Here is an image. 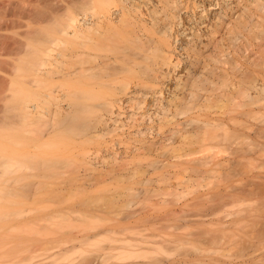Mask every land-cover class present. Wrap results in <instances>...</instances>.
I'll return each mask as SVG.
<instances>
[{
    "label": "rangeland",
    "instance_id": "rangeland-1",
    "mask_svg": "<svg viewBox=\"0 0 264 264\" xmlns=\"http://www.w3.org/2000/svg\"><path fill=\"white\" fill-rule=\"evenodd\" d=\"M0 7L13 12L15 23L0 32L13 42L52 39L71 12L100 19L87 42H104L84 64L81 39L61 41L46 67L57 74L21 75L0 94V222H62L67 233L44 244L32 225L16 245L39 249L1 264L49 262L66 249L70 264L146 261H96L129 241L175 263L227 251L235 264L264 263V0H0ZM114 9L121 17L107 19ZM36 13L48 19L33 22ZM173 76L163 93L161 81ZM81 223L118 233L97 236L99 246L97 237L81 244ZM217 234L228 239L211 245Z\"/></svg>",
    "mask_w": 264,
    "mask_h": 264
},
{
    "label": "bare ground",
    "instance_id": "bare-ground-1",
    "mask_svg": "<svg viewBox=\"0 0 264 264\" xmlns=\"http://www.w3.org/2000/svg\"><path fill=\"white\" fill-rule=\"evenodd\" d=\"M13 12L11 10L5 9L3 7H0V32L1 31H6L8 29V21L10 20L11 24H14L15 21L11 20V14ZM23 14V12L20 13V16ZM121 10L119 9H114L109 17L107 19H119L121 17ZM18 17V14H15V18ZM31 20L33 22H45L48 18L44 17L43 15L36 13L31 15ZM215 19V18H214ZM62 20V21H61ZM60 22L62 23L61 28L57 31L56 35L52 37V39L47 38L46 41H41L39 39H34L35 37H30L27 38L26 43H20L17 40H14V37H10L8 35H5L4 33H0V79L2 80L0 84V94L4 93L5 91H9V86H11V83L13 81H16V79H19L21 75L31 77L33 80H38L42 77H48L51 75H55L58 72L54 71L51 67L50 69L46 68L48 66H53V61H49V57L52 56L53 58V52L55 51L54 46L58 45L59 42L61 41H68L70 38H76V39H81V45H82V50L79 52L78 56H82V62L84 61V64L87 62L86 57L90 56V52L92 50H101L103 48V39L99 38L97 40V43L94 45H91L90 43L88 44V36L90 38V34L94 32L100 31L99 27V20L95 18L92 14H78L71 12L69 15L67 14L64 18H62ZM188 20V19H187ZM57 21V20H56ZM55 21V22H56ZM189 21V20H188ZM42 22H39L40 24ZM107 23L108 22H102L103 25L107 28ZM188 23V22H187ZM188 25V24H187ZM115 28V27H114ZM112 28L113 31L117 32V35L121 34L120 29L117 28ZM176 33V32H175ZM191 37V36H190ZM189 38V37H188ZM187 38L182 37L180 40L179 46H182L183 44H186ZM180 48V47H179ZM182 48V47H181ZM180 50V49H179ZM183 50V49H182ZM77 57V56H76ZM61 54H56L55 61L60 60ZM171 66V65H170ZM186 69V65L183 66ZM168 67V71H169ZM172 71V70H171ZM183 72L184 71H179ZM181 74V73H180ZM174 79L175 76L169 77L167 79H163L161 81L163 85V93H167L168 90L172 89L174 87ZM185 80V79H184ZM6 83V86L3 85ZM10 83V85H8ZM8 86V87H7ZM167 97V96H166ZM139 98V97H138ZM166 99V98H165ZM154 104V100L149 101V106L151 104ZM167 105V103H166ZM33 110H36L37 106H31ZM130 107V106H128ZM147 109V108H146ZM149 111V108H148ZM162 112V111H160ZM163 113V112H162ZM131 114V113H130ZM154 117V114H153ZM157 119V118H156ZM155 119V120H156ZM158 129V128H157ZM157 132V131H155ZM159 134V133H158ZM118 143H116L117 145ZM119 146V145H117ZM4 172L7 173L8 169L7 167H4ZM0 260L5 261L8 256L11 255H17L20 252L24 251H33L35 247L30 246L27 244L28 248L25 250H21L19 247L16 245L19 241L23 239L22 235H25L26 231L31 232L33 229L32 225L38 227L35 232L39 236H42V241L45 243H53L55 241L63 240H54L56 238L54 237H61L66 235L67 233L62 232V225H64L62 222L59 223H54L51 222L53 228L50 226H40L36 222L28 223V222H23L21 226H19L18 223L16 224H9L6 222H0ZM4 223V224H3ZM30 224V225H29ZM92 225H87V223H81L80 228L78 231L79 233L82 234L80 243L81 244H86L89 240H91L94 237L103 236L104 234H116L118 233L117 229H104L100 230L97 233L92 232L97 228L102 227L101 224L93 226ZM118 226V225H113ZM76 228V227H75ZM35 232H33L35 234ZM25 233V234H23ZM224 233V232H223ZM28 235H30L28 233ZM49 236H53V238L49 239ZM22 237V239H21ZM26 237V235H25ZM31 238V237H30ZM98 237L95 238L96 241L98 242L96 245L99 246L101 240ZM21 239V240H20ZM111 239V238H110ZM228 239L227 235L225 234L223 237H219V235H214L211 240L210 244H220L222 240L226 241ZM241 240H244L243 238H240ZM25 240V238L23 239ZM29 239L27 238V242ZM31 240V239H30ZM22 242V241H21ZM40 242V241H38ZM127 242V241H126ZM130 242V241H129ZM127 242V247H121L118 251L117 254H105L103 257H99L96 259L99 262H109L110 260H116L119 262H124V261H135V260H140V259H145L146 261L139 262L137 264H235V256L233 255H227V253H230L227 251V253L221 254L222 258H215L209 256L207 257H193V259L190 260H185L184 262H171L165 257L159 258V256H149L148 253H141V248L137 247V245H133L131 243ZM14 243L12 247H10V244ZM65 243V242H64ZM32 244V243H30ZM21 246L25 244H20ZM18 245V246H20ZM41 245V244H40ZM47 245V244H46ZM37 248L40 247L36 245ZM42 246V245H41ZM42 247H45L44 245ZM47 247V246H46ZM130 247V248H129ZM257 246H254L253 248L255 249ZM260 248H264L263 246H259ZM36 248V249H37ZM109 248V247H108ZM105 248V249H108ZM113 249L114 247H110V249ZM33 249V250H32ZM35 249V250H36ZM39 249V248H38ZM43 249V248H42ZM49 247L45 250H48ZM34 250V251H35ZM71 249H66V251H70ZM122 250V251H120ZM161 250V248L159 249ZM259 250V248L255 249ZM48 252V251H46ZM67 253H64L60 255L57 259H54L53 261L47 262L46 260H36L38 256H32L31 260L25 261L24 258H21L15 262H12L10 264H70L74 260L71 259V255ZM105 256V257H104ZM238 257V256H237ZM36 260V261H35ZM35 261V262H34ZM1 264V263H0ZM259 264V263H256ZM264 264V263H261Z\"/></svg>",
    "mask_w": 264,
    "mask_h": 264
}]
</instances>
